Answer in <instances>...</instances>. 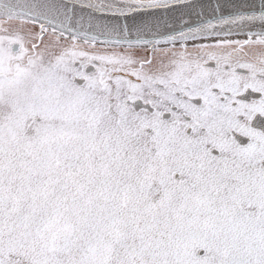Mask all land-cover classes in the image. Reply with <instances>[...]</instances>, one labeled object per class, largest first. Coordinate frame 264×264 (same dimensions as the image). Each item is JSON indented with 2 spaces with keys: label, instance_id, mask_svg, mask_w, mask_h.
I'll list each match as a JSON object with an SVG mask.
<instances>
[{
  "label": "snow or ice",
  "instance_id": "6c2138e0",
  "mask_svg": "<svg viewBox=\"0 0 264 264\" xmlns=\"http://www.w3.org/2000/svg\"><path fill=\"white\" fill-rule=\"evenodd\" d=\"M0 264H264V0H0Z\"/></svg>",
  "mask_w": 264,
  "mask_h": 264
},
{
  "label": "water",
  "instance_id": "95a60500",
  "mask_svg": "<svg viewBox=\"0 0 264 264\" xmlns=\"http://www.w3.org/2000/svg\"><path fill=\"white\" fill-rule=\"evenodd\" d=\"M256 2L258 3V2H259V0H256ZM234 37H237V36H234ZM240 37H242V36H240Z\"/></svg>",
  "mask_w": 264,
  "mask_h": 264
},
{
  "label": "rangeland",
  "instance_id": "374dc122",
  "mask_svg": "<svg viewBox=\"0 0 264 264\" xmlns=\"http://www.w3.org/2000/svg\"><path fill=\"white\" fill-rule=\"evenodd\" d=\"M234 39H236V38H234Z\"/></svg>",
  "mask_w": 264,
  "mask_h": 264
}]
</instances>
